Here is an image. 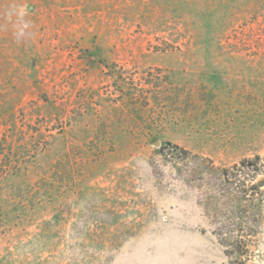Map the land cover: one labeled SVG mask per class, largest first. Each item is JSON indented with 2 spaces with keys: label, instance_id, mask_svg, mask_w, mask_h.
I'll return each mask as SVG.
<instances>
[{
  "label": "rangeland",
  "instance_id": "rangeland-1",
  "mask_svg": "<svg viewBox=\"0 0 264 264\" xmlns=\"http://www.w3.org/2000/svg\"><path fill=\"white\" fill-rule=\"evenodd\" d=\"M256 156L264 0H0V264H264L202 174Z\"/></svg>",
  "mask_w": 264,
  "mask_h": 264
},
{
  "label": "trees",
  "instance_id": "trees-1",
  "mask_svg": "<svg viewBox=\"0 0 264 264\" xmlns=\"http://www.w3.org/2000/svg\"><path fill=\"white\" fill-rule=\"evenodd\" d=\"M203 160L208 164V167L203 169V181H207L214 190L211 189L213 193L207 194V202H209V206L212 208L209 216L216 226V236L221 245L227 249V254L236 256L239 260L248 254L247 239L255 236L259 229V219L254 221L256 224L253 227H248L246 230L240 227H242V222L246 218L244 203L249 201L250 197L253 196L251 190H257V194H263L264 179L259 180L251 188L246 184V181H253L264 174L263 167L260 164L262 159L260 156L246 158L230 168L217 167L213 160L209 158H203ZM249 172L254 173V175L250 176ZM242 178L244 179L242 180ZM215 187L219 189H214ZM225 201H231L236 205L234 220L232 219L233 222L235 221L233 225H236V230L225 228L224 216L216 207V205L224 204ZM257 208L261 212V199H257Z\"/></svg>",
  "mask_w": 264,
  "mask_h": 264
}]
</instances>
